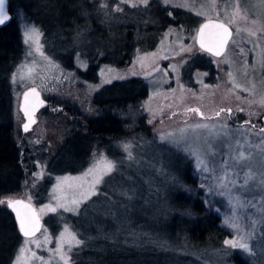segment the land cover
<instances>
[{
    "label": "rangeland",
    "instance_id": "obj_1",
    "mask_svg": "<svg viewBox=\"0 0 264 264\" xmlns=\"http://www.w3.org/2000/svg\"><path fill=\"white\" fill-rule=\"evenodd\" d=\"M92 1L99 6L95 9L92 6L91 14L94 11L100 17L98 22L105 30L96 36L84 27H77L79 32L55 31V37L49 34L44 41L43 32L35 23L21 13L17 17L23 50L22 58L9 74L14 105L17 101L13 113L19 131L24 121L19 110L21 94L27 86L36 85L45 103L32 129L24 137L17 136L36 144L40 151L36 148L34 151L41 157L36 154L33 158V169H26V179L20 190L2 194L0 199L20 196L30 200L39 210L43 226L32 237L21 236L15 250L10 253L4 249L3 255L9 256L10 264H16L19 249L23 247L25 252L20 264H65V260L73 264L82 240L69 217L67 219L68 213L78 214L85 201L104 189L113 191L119 183L121 187L115 191L119 188L124 192V212L130 203L136 202L139 207L135 213L148 216L154 224L158 216L167 219L173 212L178 213L171 209L170 201L180 189L186 193L193 191L186 181L196 185L195 189H201L200 199L211 212L219 215L228 235L216 248V257L206 253L195 255V251L186 248L180 249L181 253L195 255L193 259L198 264H231L228 256L234 252L250 264H264V131H261L264 129V0H158L161 5L176 6L194 15L185 14L186 25H183L175 23L172 14L166 12L169 21L159 37L155 30L158 14L149 7L151 0L147 5L138 0L127 3L122 0ZM134 3L137 6H133ZM147 6L148 9L135 13L116 10L117 7L123 10ZM39 7L40 3L29 5L31 10ZM214 17L227 22L233 29L228 47L220 57L212 56L196 43L199 24ZM129 23L135 25V31L126 28L125 33H134V37L141 32L145 35L136 38L145 44L134 49L133 45L131 60L124 65L104 63L95 81L80 77L77 70L83 71L88 65L86 57L81 55L85 48L93 54L100 50L112 53L115 49L112 39L120 35L113 32ZM32 28L38 30L39 36L25 43V33ZM59 53L63 54L58 56ZM68 59L75 62L73 66H67L71 63ZM190 62L202 65L208 62L210 69L202 66L189 69ZM5 70L0 67L3 74L0 87L7 77ZM135 78L146 82V96L141 107L155 136L151 140L135 138L134 134L117 138L114 147L118 156L115 158L104 148H94L87 164L78 172L61 171L70 167L62 157L52 164V170H59V173L47 170V161L65 136L73 110L78 111L75 112L80 113L78 115H91L95 111L92 96L97 89L113 80ZM138 86L144 93V87ZM132 87L137 88L136 85ZM192 107L199 108L203 115L188 111ZM221 108L231 109V112H220ZM48 111L53 113L51 120L47 118ZM154 140L164 149L157 148ZM125 145L129 146L127 150ZM102 159L111 161L114 169L103 175L100 183L95 184V194H91L93 181L101 174ZM89 169H93L92 173L84 175ZM48 177L50 182L44 184ZM65 177L68 179H63ZM5 187L0 185V189ZM0 205L6 206V203ZM110 205L112 213L104 211L98 216L111 220L115 231L119 232L124 214L120 216L122 208L119 205ZM101 206V203L90 201L89 208L95 210ZM94 214L91 213L92 218ZM139 216L138 213L137 219ZM98 226L103 230L104 225ZM174 227L169 230L172 239L178 235ZM130 229L127 233L136 235L140 230L138 226L133 231ZM69 233H74L81 243L77 245L71 241ZM14 239L10 238V246ZM226 240L247 244L248 248H234L226 245Z\"/></svg>",
    "mask_w": 264,
    "mask_h": 264
},
{
    "label": "trees",
    "instance_id": "obj_2",
    "mask_svg": "<svg viewBox=\"0 0 264 264\" xmlns=\"http://www.w3.org/2000/svg\"><path fill=\"white\" fill-rule=\"evenodd\" d=\"M157 1L151 0L149 3V7L157 10L158 14L155 20L157 37L160 36L159 32L164 30L168 24L169 18L166 12L172 14L175 23L183 25H186L185 14L188 17L194 16L187 10L171 5H161ZM29 3L31 5L40 3V7L38 10H31ZM8 5L13 16L12 20L6 27H0V60L2 59L0 67L6 69L7 78L22 58L23 42L19 19L17 18L20 13L41 29L44 41L49 34L55 37V31L68 33V30L72 29V33H75L79 32L78 28L80 27L89 30L94 36L105 32L98 22L100 17L94 11L93 15L91 14L90 8L93 6L95 9L98 5L92 0H8ZM146 9L148 6L131 9L126 7L119 13L126 10L135 13ZM126 28L135 31V25L130 23L129 25L123 24L119 27V31H114V35L117 32L120 35L112 39L115 45L112 53L105 51L102 53L100 50L93 54L85 48L81 55L86 57L88 65L83 71L77 70L80 77L95 81L97 80V72L104 63L124 65L131 60L130 54L133 52V45H135L134 49L140 44H145L136 38H142L145 35L141 32L138 37H134V33L127 34L124 32ZM71 34L69 33V35ZM100 49L102 48L100 47ZM62 54L59 53L58 56ZM74 63H68L67 66L71 67ZM189 64V69L198 66L209 67L210 69L208 62L203 65L194 62ZM2 75L0 73V78ZM3 81V86L0 87V185L4 184L7 187L0 189V195L1 193H12L20 190L22 182L26 179V169L29 171L33 169V158L37 154L34 151L35 148L40 151L36 144L28 143L17 136L19 131L16 120L12 117L17 101L14 105L15 98L12 96V87L9 85V81ZM138 84L142 88L144 87V93L139 91ZM133 85H136L137 88L132 87ZM145 85L144 80L135 78L129 81L113 80L104 87L97 89L92 96L94 113L78 115L80 113L77 114L75 112L78 111L74 112L73 110V118L71 116L67 123L65 136L56 145L57 147L55 146L54 153L47 161V170L52 174L59 173V170H52V164L56 163L58 157H62L64 163H70V167L61 169V171L78 172L87 164L94 148H104L109 155L115 158L118 156L117 149L114 147L115 140L122 136L134 134L135 138H150L151 140L155 135L147 121V115L141 107L146 96L147 87ZM7 107L11 118L9 120L6 117ZM46 115L50 120L54 117L53 113L49 111ZM153 142L157 148H163L160 142L156 140ZM165 153L168 154V151ZM50 180L49 177L45 178L43 183L48 184ZM185 184H188L193 191L186 193L180 189V192L175 194L173 200L170 201L171 209L178 210V213L173 212L167 219L162 215L158 216L155 218L154 224L148 216L141 212L135 213L139 207L136 202L130 203L124 212V192L121 193L119 188L118 192L115 191L117 187H121L119 183L114 186L113 191L101 185L107 190L104 189L85 201L78 214H67V219L69 217V221L73 223L82 240L81 250L74 257L73 264H198L193 259L196 254L206 253L209 257L218 256L216 248L223 243L228 235V230L221 225L219 215L211 212L200 199L201 189H195L196 185L186 181ZM102 197L107 198L103 199ZM90 201L97 204L101 203L102 206L90 210ZM110 204L119 205L122 208L120 216L122 213L124 214L119 232L115 231L111 220L98 216L104 211L112 213L113 209ZM146 209L149 210V207ZM91 213H95L93 218ZM138 213L140 216L137 219ZM93 219L95 220L92 222ZM130 221L133 223L128 225ZM99 224L104 225L103 230L99 228ZM107 224H111V226L107 227ZM135 225L140 229L138 235L134 233L136 238L133 237V233H127L128 228H132L131 231L135 230ZM173 226L178 232L176 239L169 236V230ZM121 229L122 232L120 233ZM11 237L15 238L12 246L9 242ZM20 239L21 235L14 216L6 211V208L1 207L0 264H10L9 256H4L3 250L13 252ZM183 248L195 251V255H183L180 251ZM228 258L231 264H250L249 261L235 252L231 253Z\"/></svg>",
    "mask_w": 264,
    "mask_h": 264
},
{
    "label": "snow or ice",
    "instance_id": "obj_3",
    "mask_svg": "<svg viewBox=\"0 0 264 264\" xmlns=\"http://www.w3.org/2000/svg\"><path fill=\"white\" fill-rule=\"evenodd\" d=\"M122 2L127 3V2H129V0H122ZM138 2L140 4H144V5L148 4V0H138ZM165 2H167V0H165ZM133 6H137V4L134 3ZM116 10L121 11V9L119 7H117ZM7 19H8V16H7L6 11H5V0H0V24H3L5 22V20H7ZM212 27L219 29L221 31H217L215 33H210L208 35V41L209 42L206 43L205 42V29L209 28V24L201 25V27L199 29V33H198V35L200 36V47L202 49H205L206 51L212 52L214 55H219L220 49L227 42V36H229L230 33L224 24H216V25H212ZM25 36H26L25 43H27L28 39L34 40L36 37H38L39 32L36 28H32L25 33ZM13 79H15V76L13 77ZM33 91H35V90L33 89ZM25 95H27V94H25ZM262 103H264V101H262ZM188 111L199 113V109H188ZM225 111L230 113L231 109H224V108L220 109V112H225ZM220 112H217L216 116H219ZM200 115H203V113H200ZM197 127H207V125H197ZM24 128L27 131L28 125L25 124ZM261 131H264V129H261ZM124 147H125V150H127L129 146L125 145ZM129 156H131V153H129ZM241 157H243V153H241ZM101 163H102L101 174L99 177H97L93 181V192L91 194H95V184L100 183V180L102 179L103 175L109 174L114 169V164L111 161H108L106 159H102ZM94 167H96V166H94ZM92 171H93V169H89L88 172H86L84 175H88V174L92 173ZM63 179L67 180L68 178L65 177ZM85 198H87V197H85ZM5 203H7V206L9 208H11L16 213V218L19 222L20 231L24 234V236L28 237V236L34 234L35 225L32 223V220L27 215L22 216L21 212L19 210L18 206L21 205L23 202L20 200H13L11 198H9L7 200H0V204H5ZM73 203L79 204L80 201H73ZM60 206L64 207V205H60ZM51 210L55 211V209H51ZM65 210L72 211L74 209L66 208ZM232 226L235 227L236 225H232ZM65 231L67 232L68 230L65 229ZM61 235L63 236L64 234L62 233ZM69 237H70V240L75 241V243L77 245H79L81 243V241L76 239V236L74 233H69ZM225 244L231 245L234 248L239 247V248H242L245 250H247V248H248L247 244H242V243L238 244V243H235L231 240H226ZM24 252H25V248L21 247L19 249L20 254L17 255V257H16V264H20V261H21V258L23 256ZM62 259H64L63 256H62ZM65 264H67L66 260H65Z\"/></svg>",
    "mask_w": 264,
    "mask_h": 264
},
{
    "label": "water",
    "instance_id": "obj_4",
    "mask_svg": "<svg viewBox=\"0 0 264 264\" xmlns=\"http://www.w3.org/2000/svg\"><path fill=\"white\" fill-rule=\"evenodd\" d=\"M5 11H6V14L8 16V19L5 20V22L3 24H0V26H5V25L9 24L12 20V17H13L12 14L9 11H7L6 9H5ZM203 24H209V28L205 29V42L206 43L209 42L208 41V35L210 33H215L217 31H221L219 29L212 27V25L224 24L225 27H227L230 35L227 36V42L220 49V54L214 55L212 52L207 51L214 56H217V57L221 56L226 51L228 44H229V41L232 37V34H233L232 27L227 22H225L221 19H218V18L205 19L199 25L198 30H197V34H196V43L199 47H200V36L198 35V33H199V29H200L201 25H203ZM203 50H205V49H203ZM33 89L35 91H33ZM25 94H27V95H25ZM44 102H45V99L42 95V92L36 85L28 86L27 88H25L23 90V92L21 94V98H20L19 107H20V110L24 116V121L22 122V125H21V129L24 133H26L32 129V127L35 124L36 119H37V113L41 109V107L43 106ZM191 109H199V108H193L192 107ZM200 113H201V110L199 109L198 114L200 115ZM25 124L28 125L27 131L24 128ZM13 200H20L23 202L21 205L18 206L19 210L21 212V215L22 216L27 215L32 220V223L35 225L34 234H32L28 237H32V236L36 235L38 232H40V230L42 229V226H43V220H42V217H41L40 212L37 209L36 205L33 202H31L30 200L23 198V197H20V196L14 197ZM13 214H14V217L16 219L17 225L19 227V231H20L19 222L16 218V213L14 211H13ZM20 233H21V235H24L21 231H20Z\"/></svg>",
    "mask_w": 264,
    "mask_h": 264
},
{
    "label": "flooded vegetation",
    "instance_id": "obj_5",
    "mask_svg": "<svg viewBox=\"0 0 264 264\" xmlns=\"http://www.w3.org/2000/svg\"><path fill=\"white\" fill-rule=\"evenodd\" d=\"M5 9L7 10V11H9V5H8V0H5ZM10 12V11H9ZM8 25V24H7ZM7 25H5V26H0V27H6ZM5 81L6 82H8L9 81V77L7 78H5ZM6 89H7V84H6ZM7 95V94H6ZM9 97V96H8ZM45 103V102H44ZM7 105V104H6ZM44 105V104H43ZM43 107V106H42ZM41 107V108H42ZM40 111V110H39ZM38 111V112H39ZM23 115V114H22ZM6 117L8 118V120H9V118H10V116H9V110H8V107H7V115H6ZM23 119H24V117H23ZM4 194H6V193H4ZM1 195H2V193H1ZM0 200H2V199H0ZM1 207H3V208H6V211H9V213H11L13 216H14V214H13V212H12V210L7 206V203H6V206L5 205H0V208ZM18 228V227H17Z\"/></svg>",
    "mask_w": 264,
    "mask_h": 264
},
{
    "label": "bare ground",
    "instance_id": "obj_6",
    "mask_svg": "<svg viewBox=\"0 0 264 264\" xmlns=\"http://www.w3.org/2000/svg\"><path fill=\"white\" fill-rule=\"evenodd\" d=\"M12 117H14V113H13ZM9 119H11V118H9ZM21 125H22V124H21ZM19 134H21L22 137H24V135H25V133L22 131L21 128L19 129ZM19 134H18V135H19ZM12 212H13V211H12ZM16 225H17V222H16ZM17 227H18V225H17ZM18 228H19V227H18Z\"/></svg>",
    "mask_w": 264,
    "mask_h": 264
}]
</instances>
